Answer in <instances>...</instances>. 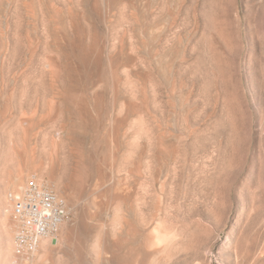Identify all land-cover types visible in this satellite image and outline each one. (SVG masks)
<instances>
[{
  "label": "rangeland",
  "instance_id": "374dc122",
  "mask_svg": "<svg viewBox=\"0 0 264 264\" xmlns=\"http://www.w3.org/2000/svg\"><path fill=\"white\" fill-rule=\"evenodd\" d=\"M0 264H264V0H0Z\"/></svg>",
  "mask_w": 264,
  "mask_h": 264
},
{
  "label": "built area",
  "instance_id": "2783aa9c",
  "mask_svg": "<svg viewBox=\"0 0 264 264\" xmlns=\"http://www.w3.org/2000/svg\"><path fill=\"white\" fill-rule=\"evenodd\" d=\"M8 200L19 221L15 237L17 255L31 258L45 239H57L70 218L67 201L46 181L34 179L23 191H10Z\"/></svg>",
  "mask_w": 264,
  "mask_h": 264
},
{
  "label": "bare ground",
  "instance_id": "6f19581e",
  "mask_svg": "<svg viewBox=\"0 0 264 264\" xmlns=\"http://www.w3.org/2000/svg\"><path fill=\"white\" fill-rule=\"evenodd\" d=\"M26 188V187H25ZM25 188H22L21 190H17L18 192H20V191H23ZM56 192L62 197V198H64L66 201H67V199L62 195V194H60L57 190H56ZM67 203H68V201H67ZM68 205H69V209H70V212H72V207H71V205L68 203ZM75 207V206H74ZM73 207V208H74ZM62 227V226H61ZM18 230V229H17ZM50 239H54V238H50ZM46 240V239H45ZM44 241V240H43Z\"/></svg>",
  "mask_w": 264,
  "mask_h": 264
}]
</instances>
